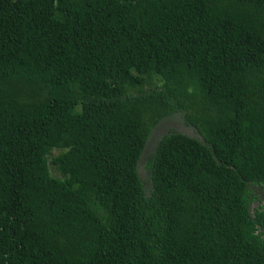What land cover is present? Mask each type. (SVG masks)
<instances>
[{
  "label": "trees",
  "instance_id": "1",
  "mask_svg": "<svg viewBox=\"0 0 264 264\" xmlns=\"http://www.w3.org/2000/svg\"><path fill=\"white\" fill-rule=\"evenodd\" d=\"M255 187L264 0H0V264H264Z\"/></svg>",
  "mask_w": 264,
  "mask_h": 264
},
{
  "label": "rangeland",
  "instance_id": "2",
  "mask_svg": "<svg viewBox=\"0 0 264 264\" xmlns=\"http://www.w3.org/2000/svg\"><path fill=\"white\" fill-rule=\"evenodd\" d=\"M153 81L158 83V81L156 79H153ZM169 129L180 131L182 133H185L189 136H193V137L201 140L199 134L195 131V129L193 127H191L190 125H187L185 123V121L183 120V115L181 112H175L171 115H168V116L162 118L151 129V131L147 137L145 146L142 149L141 156H140V159H139L138 164H137V172H138V175L140 177V180L143 183V187H144L145 191H147L148 187H149V185H148V172H147V169L145 167L146 158L151 153V151H152L157 139L160 137V135H162L163 133H165ZM254 190H256L258 193L254 194L256 198L249 201V206H248L249 211H251L252 214L255 213V211H254L255 209L261 210L264 208V193L262 191H260L257 187H255ZM252 228L254 231L255 227L252 226ZM255 229H257V228H255ZM255 231H257V230H255ZM262 234L263 235H261V237L264 236V233H262Z\"/></svg>",
  "mask_w": 264,
  "mask_h": 264
}]
</instances>
